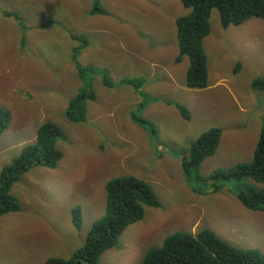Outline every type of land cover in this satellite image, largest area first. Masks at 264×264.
Wrapping results in <instances>:
<instances>
[{
	"label": "rangeland",
	"instance_id": "1",
	"mask_svg": "<svg viewBox=\"0 0 264 264\" xmlns=\"http://www.w3.org/2000/svg\"><path fill=\"white\" fill-rule=\"evenodd\" d=\"M99 4L104 13L90 12L92 0H0V106L10 119L0 134V170L34 142L39 125L50 121L65 133L55 140L62 152L57 165L33 166L10 189L19 209L0 215V264H43L49 257H68L103 215L105 183L123 175L149 182L161 207H145L142 219L128 225L118 246L105 250L97 264H139L149 248L159 246L170 234H194L202 228L233 246L264 253V210L248 208L237 195L239 189L247 193L262 190L264 182L218 180L216 192L195 193L186 183L180 162L190 141L213 126L222 130L218 146L191 171L193 181L196 175L250 160L264 122V90L252 86L254 79H264L261 33L249 32L248 40L241 42L249 50L245 70L238 77L232 64L236 49L232 40L220 39L224 44L220 49L232 55L218 59L227 66L222 68L219 63L221 71L213 65L217 61L210 42L216 48L220 44L210 39L203 45L210 58L209 84L195 90L184 84L186 57L174 60L178 53L175 20L189 11L180 0H99ZM8 11L13 13L5 15ZM248 20L264 27V19ZM219 23L218 11L212 9L210 27ZM46 24L47 30L39 28ZM69 32L80 38L71 39ZM84 42L76 57L78 64L93 66L98 60L114 84L108 88L98 75L102 80L96 77L99 88L94 95L101 93L100 101L114 97L120 105L111 110L92 103L89 121L79 124L68 121L63 112L85 85L80 75L86 67L76 66L71 58L73 46L81 47ZM255 42L258 45L253 49ZM121 46L128 56L123 57ZM141 57L148 63H142ZM155 58L175 73L184 71L183 95L180 91L168 95L145 92L149 61ZM220 75L225 79L217 80ZM135 79L144 81L142 94L183 102L189 118L179 114L180 119L149 100L137 105L130 93L120 91L130 88L121 85L123 80ZM132 111L134 118H148L155 136L150 128L136 124ZM170 148L178 149L177 156ZM76 206L81 214L79 228L71 220Z\"/></svg>",
	"mask_w": 264,
	"mask_h": 264
},
{
	"label": "trees",
	"instance_id": "2",
	"mask_svg": "<svg viewBox=\"0 0 264 264\" xmlns=\"http://www.w3.org/2000/svg\"><path fill=\"white\" fill-rule=\"evenodd\" d=\"M180 1L189 11L175 20L178 45L175 62L186 57L185 85L192 89H202L208 85L207 56L202 42L210 31L212 9L218 11L220 24L226 27L231 24H241L252 17L264 19V0ZM90 12L104 13L105 10L100 6L99 0H92ZM11 13L13 12H4L5 15ZM14 17L22 24L18 14L14 13ZM52 23V21L48 22V24ZM71 36L74 40L80 38L74 34ZM239 67L240 65L237 64L234 70L236 71ZM95 68L92 65L86 66L84 74L80 75L85 85L72 96L64 112V116L71 122L85 120L86 100L94 97L89 80L91 75L99 74L107 85H114L108 79L105 68ZM98 69L100 72H96ZM123 81L135 88L142 83L140 79ZM252 86L264 90V79H254ZM148 99L149 96L145 95L143 102ZM175 106L182 117L189 118V112L183 105L176 103ZM133 113L134 111H132L134 121L150 128L152 136H155L156 130L152 133L153 124L142 116L134 118ZM9 121L6 109L0 106V134L7 128ZM261 125L249 161L234 163L226 169L217 168L203 176L196 175L194 181L191 171L197 168L204 158L214 154L222 130L220 127H210L190 141L185 152L180 154V162L181 168L184 167V173L188 177L186 183L191 191L204 193L209 189L216 192L219 190L218 180L250 178L258 183L264 182V122ZM63 136V130L55 123L45 122L39 125L34 142L25 145L21 153L0 170V215L19 209V203L10 193V189L21 174L33 166L42 165L53 168L57 165L62 152L56 148L55 140ZM172 151L177 156L178 149L170 148V152ZM198 182L202 185H197ZM237 195L241 203L248 208L264 210V189L250 193L239 189ZM145 207H161L149 182L133 175L109 179L105 183L104 213L92 223L83 244L68 257H49L43 264H97L105 250L118 246L119 237L124 229L142 219ZM71 220L73 225L79 228L81 214L78 206L72 208ZM139 264H264V253L254 248L233 246L217 236L214 231L202 228L194 234L181 231L170 234L159 246L149 248L140 258Z\"/></svg>",
	"mask_w": 264,
	"mask_h": 264
},
{
	"label": "crops",
	"instance_id": "3",
	"mask_svg": "<svg viewBox=\"0 0 264 264\" xmlns=\"http://www.w3.org/2000/svg\"><path fill=\"white\" fill-rule=\"evenodd\" d=\"M39 28H43V29L47 30L49 28V26L47 24L46 25H40ZM228 31H230L231 34ZM249 32L261 33V37L264 39V27H259L257 25V23H251L250 20H246L245 22H243L241 24H236V25L231 24V25H228L226 27H223L220 23H219L218 27H215V26L214 27H212V26L210 27V31H209L208 35L203 39L202 45L205 46L207 44V42H210V39H214L220 44V45H217V48H216L214 46V44H212L210 42V45L214 47V50L212 51V54L215 52L212 55L213 59L215 61H217V62L213 63V65H215L218 68L219 71L222 70V68H223V66H225V64L223 62H219L218 59L220 57H230V56L233 55V62L231 61L232 64L235 65V66L237 64L240 65V67L237 69V71H235L236 72L235 76L238 77V76L242 75V73L245 70L244 63L246 62V60H244V58L247 55V52H248L249 49L244 47L241 44V42L248 40V38H249L248 33ZM69 33L72 35L71 32H69ZM71 35H70V38L73 39ZM222 38L232 40L231 45H233V44L236 45L235 52L233 51L232 55H230L229 53H224L223 50L220 49L221 45H224L223 42L220 41V39H222ZM72 42H73V40H72ZM86 44H87V42H84L83 46H81V47H74L73 46V48H72L71 58H72V61L74 62V64L76 66H83V65H79L78 64V62L76 60V57H77V55L79 53L82 52V49L84 48V45H86ZM257 45H258V43L255 42L254 45L251 48L254 49ZM204 46H203V49H204V52H205V54L207 56V69H208V62H210L209 61L210 58H208L209 53L204 48ZM121 47H122L121 49H123V54H124L123 57L128 56V51H126L123 48V46H121ZM175 57H174V60H175ZM140 59H141L142 63H144V64L148 63L147 59H142V57ZM256 60L260 61L259 58H257ZM96 62H97V64H94L93 66L96 67V68H101L102 66H101L100 62L98 60H96ZM219 63L221 64L222 68L220 67ZM149 64H150V66L148 67L147 73H149L150 78L148 79V83L146 85V89H145L146 93H151V91H153V92L161 93V94H165L166 93L165 95H168L169 93L174 94V93L180 91L181 92L180 95H183L182 91L185 89V87L182 86V78H183V75H184V71L186 72V70H184V71H182L180 73H175L172 68L169 69V68L163 66L162 64H159L157 58L150 60ZM83 67H86V66H83ZM225 67H227V66H225ZM209 68H210V63H209ZM98 75L99 74L95 73V74L91 75L90 78H89L90 86H91V89L93 90L94 93H96L97 92L96 89L99 88V85L95 81V79H96V77ZM100 76L97 77V80L101 82V80H102L101 77L102 76L101 77ZM235 76L233 75V79H234ZM222 78L223 77L220 75L217 80L222 79ZM223 79H225V78H223ZM143 84H144V81H142L140 86L135 88L133 85L126 84V82L124 81V84L121 83V85L122 86L127 85V86H130V88L122 87L120 91L123 94L130 93L132 95V99L131 98L130 99L131 100L136 99V101L138 100L137 105H139V104H141L144 101L145 95H148L146 93L142 94L141 88H142ZM184 84H185V77H184ZM80 86H82V85H80ZM174 87L177 88V91H172V88H174ZM108 88L112 89L113 85L111 84V86L108 87ZM190 89H192V88H190ZM152 95H153V97H149V99H148L150 103H153L156 107H164V108H167L168 110H170L172 112H175V114L181 119V117L179 116L180 112L177 111L178 109H177V107L175 105H176V103L183 105V102H180V103L179 102H173V101H171V100H169L167 98H164L162 96H159L157 94H152ZM100 97H103L101 93L95 94L94 97L92 99H90V100L89 99L86 100L85 120L79 122V124H85L86 122L89 121V116H90V108L89 107H90V105L92 103H95L96 105H102L104 107V109H111V110H115L117 108V106L120 105V103H119L120 100L119 99L115 101L114 97H109L105 101H100ZM148 100H146V102ZM131 103L133 104V101H131ZM183 106L186 108L185 105H183ZM163 111H167V110H163ZM63 115H64V112H63ZM143 118L145 119L146 117L143 115ZM146 119H148V118H146ZM74 123H78V122H74ZM63 134L65 135L64 132H63Z\"/></svg>",
	"mask_w": 264,
	"mask_h": 264
},
{
	"label": "flooded vegetation",
	"instance_id": "4",
	"mask_svg": "<svg viewBox=\"0 0 264 264\" xmlns=\"http://www.w3.org/2000/svg\"><path fill=\"white\" fill-rule=\"evenodd\" d=\"M143 81V80H142ZM126 82V81H125ZM122 83H124V81H122Z\"/></svg>",
	"mask_w": 264,
	"mask_h": 264
}]
</instances>
